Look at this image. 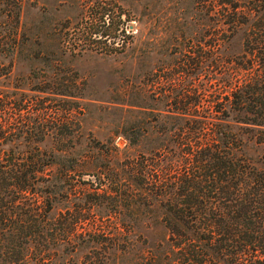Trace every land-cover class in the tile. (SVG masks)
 Wrapping results in <instances>:
<instances>
[{
  "label": "rangeland",
  "instance_id": "374dc122",
  "mask_svg": "<svg viewBox=\"0 0 264 264\" xmlns=\"http://www.w3.org/2000/svg\"><path fill=\"white\" fill-rule=\"evenodd\" d=\"M209 1L0 0V162L28 165L25 190L13 177L0 183L6 211H14L0 226L17 232L0 233V264L172 261L164 208L142 198L134 162L180 122L172 96L182 54L194 61L193 88L219 97L216 105L228 93L243 32L215 30ZM233 128L242 152L260 156L246 125ZM38 149L50 162L41 177L29 171ZM118 179L129 196L115 191ZM38 208L46 209L45 227L67 210L79 235L41 252Z\"/></svg>",
  "mask_w": 264,
  "mask_h": 264
},
{
  "label": "trees",
  "instance_id": "16d2710c",
  "mask_svg": "<svg viewBox=\"0 0 264 264\" xmlns=\"http://www.w3.org/2000/svg\"><path fill=\"white\" fill-rule=\"evenodd\" d=\"M209 11L215 30L243 32L241 60L230 65L228 93L216 105L219 97L208 98L193 88L187 70L193 60L182 54L184 63L176 70L183 78L172 96L180 122L172 132L166 125L162 147L139 153L132 179L144 189L142 198L155 199L164 208V242L174 253L169 264H264V0H210ZM235 122L252 132L260 156L252 159L242 152ZM37 151L40 161L29 171L41 177L50 162L41 161L45 150ZM27 167L0 162V183L13 177L18 189L25 190ZM172 170L171 177L167 173ZM118 183L115 191L129 196ZM6 207L0 196V221H11L14 211ZM37 211L34 231L41 252L79 235L67 210L50 227L43 223L46 209ZM0 233L4 239L17 234L10 225L0 226Z\"/></svg>",
  "mask_w": 264,
  "mask_h": 264
}]
</instances>
